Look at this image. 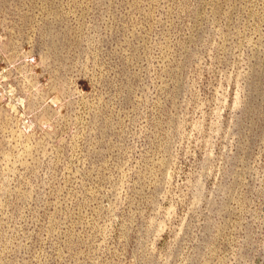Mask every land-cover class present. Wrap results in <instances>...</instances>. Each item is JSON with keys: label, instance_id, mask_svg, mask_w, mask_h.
Returning <instances> with one entry per match:
<instances>
[{"label": "rangeland", "instance_id": "1", "mask_svg": "<svg viewBox=\"0 0 264 264\" xmlns=\"http://www.w3.org/2000/svg\"><path fill=\"white\" fill-rule=\"evenodd\" d=\"M0 264H264V0H0Z\"/></svg>", "mask_w": 264, "mask_h": 264}]
</instances>
